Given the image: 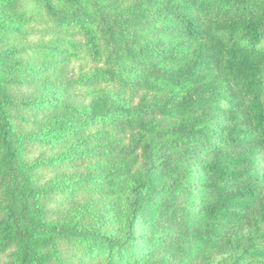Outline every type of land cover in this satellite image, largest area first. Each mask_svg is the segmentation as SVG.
<instances>
[{
  "label": "trees",
  "instance_id": "1",
  "mask_svg": "<svg viewBox=\"0 0 264 264\" xmlns=\"http://www.w3.org/2000/svg\"><path fill=\"white\" fill-rule=\"evenodd\" d=\"M34 2L27 23L48 18L51 26L31 49L6 23L9 54L0 59L31 52L39 72L78 64L91 96L103 87L116 94L15 104L54 110L57 128L78 146L108 143L104 168L90 179L105 193H126L124 230L40 219L35 202L76 191L25 186L16 125L0 111V245L10 264H42L54 238L102 264H264V0H91L85 10L84 0ZM0 9L29 12L17 0H0ZM10 63L0 104L23 83L25 68Z\"/></svg>",
  "mask_w": 264,
  "mask_h": 264
},
{
  "label": "rangeland",
  "instance_id": "2",
  "mask_svg": "<svg viewBox=\"0 0 264 264\" xmlns=\"http://www.w3.org/2000/svg\"><path fill=\"white\" fill-rule=\"evenodd\" d=\"M90 1L84 0L83 10ZM17 3L19 7L29 12L26 14L23 12L22 16L21 12L16 13V10L4 13L0 9V54H9V50L5 47L9 38L2 34L3 29H1L6 23L17 27L25 35L24 46L27 45L31 49L40 44L43 31L51 26V20L48 18L39 20L38 23H27L30 13L33 12L30 7L35 5L34 0H17ZM72 11L77 12L75 8ZM50 40L51 38L46 39L47 42ZM11 42L8 41V46H12ZM25 55L24 57L16 55L13 59H0V75L3 78L10 76V68L13 65L10 60L25 68L20 75L23 83L19 82L18 86L9 87L10 103L0 104V111L9 110L16 125L18 143L27 168L22 180L28 189L39 187L45 190L69 183L72 184V191H76L74 195L66 191L58 195V192L52 191L46 194L50 196L49 200H38L37 203L34 201L33 205L36 208L33 210L37 209L39 218L46 224H58L64 229H100L105 234L121 235L124 230V220L120 215V204L125 200L126 193L117 192V194L110 191L105 193L90 179L98 173V170L104 168V159L101 156L106 151L108 143L100 147L98 144L78 146L77 138L69 140L65 136L66 133L57 128L54 110L45 108L40 111H29L15 104L18 101L37 103L42 101L46 104V101L59 96L81 104L98 97H102L103 100L108 99L116 92L111 88L103 87L95 92L96 96H91L86 88L80 87L81 74L78 64H70L68 68H63L62 72L54 64H48L39 72L37 67L28 61L31 52ZM59 75L65 78V82L58 81ZM66 78L71 80L68 82ZM101 127L99 125L87 128L83 133H93L99 131ZM53 158L64 160L58 166L56 163H51ZM36 212L31 211L29 215L37 216ZM53 241L54 246L49 252V258L43 260L42 264H102L99 260L91 261L75 256L74 250L64 247L61 240L54 238ZM1 250L3 251L0 245V264H10L12 260L1 253ZM5 251L9 253V249Z\"/></svg>",
  "mask_w": 264,
  "mask_h": 264
}]
</instances>
